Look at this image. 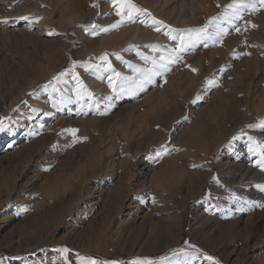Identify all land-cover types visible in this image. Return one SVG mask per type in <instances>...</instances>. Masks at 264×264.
<instances>
[{
    "label": "rangeland",
    "instance_id": "374dc122",
    "mask_svg": "<svg viewBox=\"0 0 264 264\" xmlns=\"http://www.w3.org/2000/svg\"><path fill=\"white\" fill-rule=\"evenodd\" d=\"M181 1L0 0V264H264V0Z\"/></svg>",
    "mask_w": 264,
    "mask_h": 264
},
{
    "label": "bare ground",
    "instance_id": "6f19581e",
    "mask_svg": "<svg viewBox=\"0 0 264 264\" xmlns=\"http://www.w3.org/2000/svg\"><path fill=\"white\" fill-rule=\"evenodd\" d=\"M162 1V0H161ZM206 0H190V4H189V11H190V16L192 17V15L196 12L195 10L197 9V7H201L204 3H205ZM186 2L185 4H187V1L186 0H182L180 3H176V5L174 4L175 6V9L173 10H176V8L178 10H181L182 9V5L183 3ZM206 4V3H205ZM163 3L160 2L159 4V10L160 11H163ZM188 8V7H187ZM199 9V8H198ZM185 10V8H184ZM183 11V10H182ZM164 12V11H163ZM167 12V10H166ZM172 12V11H171ZM186 12V11H185ZM184 13V12H183ZM189 16L185 13V14H182V19L186 20ZM190 18V17H189ZM170 20V19H169ZM189 23H190V20H188ZM193 22V21H192ZM134 31V30H133ZM263 34V33H262ZM134 38L136 39H140V38H149V37H152V35L150 33H148L146 30L142 29V28H136L135 31H134V35H133ZM260 42V41H259ZM263 48V47H262ZM247 95V94H246ZM32 111H28V114H35L37 113L38 109L40 108V106L38 105L37 102L33 103L32 104ZM263 110V109H262ZM20 128L18 129L17 127H13L9 130L6 138L8 139L7 142H13L14 140L17 139V137L19 136L18 132H19ZM191 138V136L189 137ZM192 139V138H191ZM196 139V138H194ZM14 143V142H13Z\"/></svg>",
    "mask_w": 264,
    "mask_h": 264
},
{
    "label": "snow or ice",
    "instance_id": "6c2138e0",
    "mask_svg": "<svg viewBox=\"0 0 264 264\" xmlns=\"http://www.w3.org/2000/svg\"><path fill=\"white\" fill-rule=\"evenodd\" d=\"M118 2L121 3L122 5H125L126 8L129 10L127 12V15L129 16V18H131L132 11H139V9H137L136 6L131 3V0H118ZM122 12H123V9H118L117 15H122ZM21 19L28 20L29 18L28 17H21ZM7 22H8L7 20L0 21V23H7ZM192 71L195 72L196 69H192ZM72 134L75 135V130H73ZM238 138L239 137H233V139H238ZM262 170H264V168H262ZM58 251H60L62 253H66L67 249H59ZM207 259L211 260L212 258L207 257Z\"/></svg>",
    "mask_w": 264,
    "mask_h": 264
}]
</instances>
